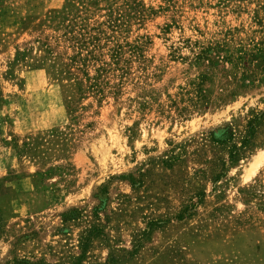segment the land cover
<instances>
[{
    "label": "rangeland",
    "instance_id": "1",
    "mask_svg": "<svg viewBox=\"0 0 264 264\" xmlns=\"http://www.w3.org/2000/svg\"><path fill=\"white\" fill-rule=\"evenodd\" d=\"M0 264H264V0H0Z\"/></svg>",
    "mask_w": 264,
    "mask_h": 264
},
{
    "label": "trees",
    "instance_id": "2",
    "mask_svg": "<svg viewBox=\"0 0 264 264\" xmlns=\"http://www.w3.org/2000/svg\"><path fill=\"white\" fill-rule=\"evenodd\" d=\"M257 124H258V121L255 120V118L249 121L246 132L244 136L242 137L240 145L233 146L228 153V159L231 162L238 160L240 151L244 150L246 147L252 144L255 133H256Z\"/></svg>",
    "mask_w": 264,
    "mask_h": 264
}]
</instances>
